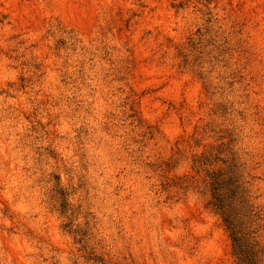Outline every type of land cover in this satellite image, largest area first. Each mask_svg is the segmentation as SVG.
Segmentation results:
<instances>
[{"label":"rangeland","instance_id":"374dc122","mask_svg":"<svg viewBox=\"0 0 264 264\" xmlns=\"http://www.w3.org/2000/svg\"><path fill=\"white\" fill-rule=\"evenodd\" d=\"M222 212L264 264V0H0V264H238Z\"/></svg>","mask_w":264,"mask_h":264},{"label":"trees","instance_id":"16d2710c","mask_svg":"<svg viewBox=\"0 0 264 264\" xmlns=\"http://www.w3.org/2000/svg\"><path fill=\"white\" fill-rule=\"evenodd\" d=\"M213 184H217L216 179L213 181ZM223 220L228 228V230L230 231V235L233 241V245H234V251H235V255L238 258V264H259L258 263V259L256 258V255L250 250L246 249H242V237L239 235L235 224L233 223L232 219L229 218V216H227V214L223 213ZM254 256V259L253 257Z\"/></svg>","mask_w":264,"mask_h":264}]
</instances>
